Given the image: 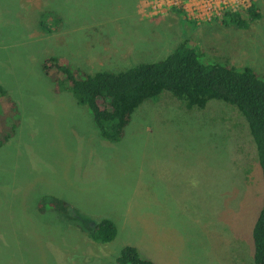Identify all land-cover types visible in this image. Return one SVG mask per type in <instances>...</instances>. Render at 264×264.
<instances>
[{"label":"rangeland","instance_id":"1","mask_svg":"<svg viewBox=\"0 0 264 264\" xmlns=\"http://www.w3.org/2000/svg\"><path fill=\"white\" fill-rule=\"evenodd\" d=\"M162 1L150 16L149 0H0V87L16 111L0 110V264H118L125 246L155 264H254L264 184L241 112L189 110L165 92L112 142L42 68L54 57L116 73L187 39L206 62L264 74V0L246 4L262 17L244 30L186 11L184 23ZM44 197L70 211L41 209ZM103 219L117 228L110 243L90 234Z\"/></svg>","mask_w":264,"mask_h":264},{"label":"trees","instance_id":"2","mask_svg":"<svg viewBox=\"0 0 264 264\" xmlns=\"http://www.w3.org/2000/svg\"><path fill=\"white\" fill-rule=\"evenodd\" d=\"M186 23L180 10H172ZM262 17L257 4L247 9H227L215 21L228 27L248 29ZM190 40H184L165 59L140 63L120 72L89 74L73 67L66 59L49 58L43 70L55 82L57 92H70L77 103L87 108L101 135L117 142L124 138L135 111L147 101H157L168 92L187 109H204L210 101L224 102L236 108L248 123L256 144L264 184V74L229 63L206 62ZM4 118L15 115V105L0 87V110ZM13 131H10L12 133ZM9 136L0 142L2 145ZM40 201L51 210L68 213L67 204L56 197ZM97 242L110 243L117 236L116 225L110 219L97 222L90 232ZM254 264H264V198L252 230ZM118 264H155L144 258L133 246H125Z\"/></svg>","mask_w":264,"mask_h":264},{"label":"built area","instance_id":"3","mask_svg":"<svg viewBox=\"0 0 264 264\" xmlns=\"http://www.w3.org/2000/svg\"><path fill=\"white\" fill-rule=\"evenodd\" d=\"M176 1L171 8H177L180 11L192 12L199 20H210L212 17H219L227 9H247L246 4L251 0H173ZM162 3V4H161ZM162 6L167 3L162 0H149V5L144 8H150L148 14L154 16L162 11ZM251 6V5H250ZM249 6V7H250Z\"/></svg>","mask_w":264,"mask_h":264}]
</instances>
